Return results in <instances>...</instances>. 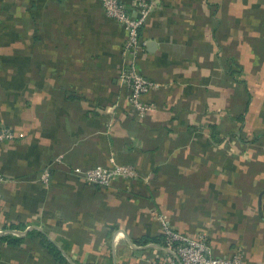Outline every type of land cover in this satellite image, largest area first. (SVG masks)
Returning a JSON list of instances; mask_svg holds the SVG:
<instances>
[{
    "label": "crops",
    "instance_id": "0c3cea01",
    "mask_svg": "<svg viewBox=\"0 0 264 264\" xmlns=\"http://www.w3.org/2000/svg\"><path fill=\"white\" fill-rule=\"evenodd\" d=\"M153 2L136 61L157 87L138 117L119 80L126 31L99 0H0V129L17 133L0 142V232L40 231L68 264H158L163 245L141 243L162 216L264 264V0ZM110 156L136 176L73 174ZM20 248L1 243L0 264H48L37 237Z\"/></svg>",
    "mask_w": 264,
    "mask_h": 264
},
{
    "label": "built area",
    "instance_id": "2783aa9c",
    "mask_svg": "<svg viewBox=\"0 0 264 264\" xmlns=\"http://www.w3.org/2000/svg\"><path fill=\"white\" fill-rule=\"evenodd\" d=\"M108 18L122 24L126 38L121 48L124 63L119 71V80L128 88L127 102L138 117H143L152 106L142 100V96L157 87L156 82L149 80L137 68V57L142 54L145 40L141 38V28L146 24L154 8L153 0H131L130 7L120 0H99ZM131 9L134 15L131 14ZM17 133L9 129H0V142L10 141ZM73 174L82 181L101 188L108 187L115 179L135 177L131 166L120 164L113 156L108 158L107 165H94L87 168H76ZM0 180L2 177L0 176ZM50 171L45 168L39 181L48 185ZM161 222V234L164 237L163 248L167 251L158 264H243L242 253L235 251L230 257L215 255L204 234L190 236L174 230L158 217ZM174 254V255H173Z\"/></svg>",
    "mask_w": 264,
    "mask_h": 264
},
{
    "label": "trees",
    "instance_id": "16d2710c",
    "mask_svg": "<svg viewBox=\"0 0 264 264\" xmlns=\"http://www.w3.org/2000/svg\"><path fill=\"white\" fill-rule=\"evenodd\" d=\"M47 168L49 169L50 173L53 172V169L51 167H47ZM262 209L264 211V207H262ZM32 237H37L39 245L45 249L44 251H39L41 260H44L47 257L46 259L48 264H68V261L66 260L62 252L51 241L48 240V238L44 233L37 230L28 231L25 236L15 235L10 232L0 234V245L1 243H3L10 250V253L7 254V256L10 255L20 256L22 255L21 254L22 251H20L21 250L20 246L23 244L25 239ZM163 241H164V237L161 234L149 240L144 239L141 244H146L147 242H155L163 245Z\"/></svg>",
    "mask_w": 264,
    "mask_h": 264
},
{
    "label": "water",
    "instance_id": "95a60500",
    "mask_svg": "<svg viewBox=\"0 0 264 264\" xmlns=\"http://www.w3.org/2000/svg\"><path fill=\"white\" fill-rule=\"evenodd\" d=\"M7 232H10V233L15 234V235H23L26 233V231H19V230H8ZM0 234H2V233L0 232Z\"/></svg>",
    "mask_w": 264,
    "mask_h": 264
}]
</instances>
